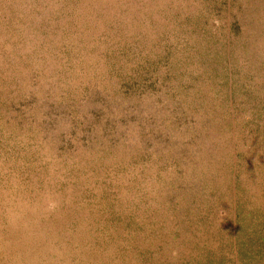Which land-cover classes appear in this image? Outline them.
Returning <instances> with one entry per match:
<instances>
[{
    "label": "rangeland",
    "instance_id": "1",
    "mask_svg": "<svg viewBox=\"0 0 264 264\" xmlns=\"http://www.w3.org/2000/svg\"><path fill=\"white\" fill-rule=\"evenodd\" d=\"M0 264H264V0H0Z\"/></svg>",
    "mask_w": 264,
    "mask_h": 264
}]
</instances>
